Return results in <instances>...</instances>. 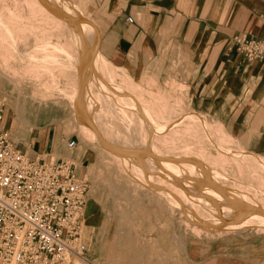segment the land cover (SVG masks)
Here are the masks:
<instances>
[{"label": "rangeland", "instance_id": "rangeland-1", "mask_svg": "<svg viewBox=\"0 0 264 264\" xmlns=\"http://www.w3.org/2000/svg\"><path fill=\"white\" fill-rule=\"evenodd\" d=\"M38 1L49 8L42 0ZM53 1L68 17L73 16L69 2L78 4L84 11V19L93 20L94 26L91 28L86 22L87 27L75 32L72 26L63 23L60 13L50 8L51 16L41 12L35 0H0V104L5 108L6 128L15 143L30 149L34 135L50 131L55 137V157L73 158L75 155L79 158L80 173L90 180L82 228L72 242L77 252L69 253L67 264L80 255L85 264H149L147 258L133 260V253L137 252L134 246L139 244L138 240L143 239L154 224L174 245L171 255L160 264H182L184 258L199 263L217 255L226 262L229 259L243 262L249 256L247 251L254 246L263 264L264 222L259 217L262 211L251 212L243 220L235 216L224 226L215 224L219 227L216 228L214 223L219 220L214 214L218 210L205 194L211 192L215 199L221 198L220 190L224 185L229 188L231 197L237 192L241 194L237 199L244 209L255 202V198L259 201L256 200L257 205L253 207L260 210L259 206L264 205V156L247 150L219 121L185 107L180 84L139 82L104 58L98 48L100 30L81 0ZM239 4L251 10L249 15L264 14V0H231L229 8L234 5L237 9ZM232 13L222 21L230 34L222 35L226 37L225 48L234 51L238 58L240 54L234 41L246 34L232 35L229 28ZM83 22L79 24L83 26ZM82 66L87 70L85 78L76 72ZM85 89H89L96 100L86 102ZM81 93L82 101L92 107L88 108L86 123L73 107ZM29 100L33 105L39 103L48 107H27ZM137 104L148 112L141 114ZM24 106L26 108L22 109ZM155 109H160L159 115L153 112ZM27 113L30 119L26 118ZM148 122L154 127L149 128ZM158 124L162 127H156ZM73 139L77 140V146L70 149L67 142ZM124 144L126 148L117 147ZM151 151L187 155L193 160L202 157L212 171L216 186L198 180L200 171L193 161H163L160 166L153 163ZM165 171L176 175L163 174ZM148 178L154 182H150L152 185L158 182L162 187L150 192L148 184L144 183ZM231 212L228 208L226 214L235 215ZM229 226L240 228L227 229ZM242 231L248 235L233 234ZM143 249L144 253L148 251V247Z\"/></svg>", "mask_w": 264, "mask_h": 264}, {"label": "crops", "instance_id": "crops-1", "mask_svg": "<svg viewBox=\"0 0 264 264\" xmlns=\"http://www.w3.org/2000/svg\"><path fill=\"white\" fill-rule=\"evenodd\" d=\"M81 1L100 30L99 50L108 61L139 82L180 84L185 107L219 121L247 150L264 156V64L247 62L241 55L237 58L234 51L225 48L226 37L222 34L229 32L222 21L234 8V5L229 8L231 0ZM42 2L60 13L53 0ZM35 3L41 12L51 16L49 8L38 0ZM250 12L239 4L229 27L232 35L245 33L264 39V14L249 15ZM128 17L133 21H128ZM86 22L93 27V20H85L83 25ZM8 34H12L10 29ZM33 106L48 107L33 105L29 100L27 107ZM26 118H31L29 113ZM54 138L50 131L44 135L38 132L32 137L30 149L17 144L30 156L39 151L54 153ZM73 158L79 161L75 155ZM157 229L154 224L134 246L139 255L143 254L154 264L162 263L174 248ZM144 247H148L145 253ZM257 252L254 246L247 251L249 256L243 262L238 259L226 262L217 255L199 263L184 258L182 264H262Z\"/></svg>", "mask_w": 264, "mask_h": 264}, {"label": "built area", "instance_id": "built-area-1", "mask_svg": "<svg viewBox=\"0 0 264 264\" xmlns=\"http://www.w3.org/2000/svg\"><path fill=\"white\" fill-rule=\"evenodd\" d=\"M234 44L245 61L264 64V39L244 35ZM4 109L0 104V264H67L90 180L74 158L23 151L4 124ZM76 146V139L67 142L70 149Z\"/></svg>", "mask_w": 264, "mask_h": 264}, {"label": "bare ground", "instance_id": "bare-ground-1", "mask_svg": "<svg viewBox=\"0 0 264 264\" xmlns=\"http://www.w3.org/2000/svg\"><path fill=\"white\" fill-rule=\"evenodd\" d=\"M215 2H217V1H215ZM221 2V1H220ZM71 11H69L70 12V14H72L73 16H75V17H77V20H76V18H74L73 16H71V17H68V15H65V14H62L61 12H60V14L64 17V18H62V20H63V23L64 24H67V25H69V27L70 26H72L73 28H71V29H73V30H75V32H80L81 31V29H83L85 26L83 25H80L79 24V21H85L86 19H84V12L81 10V8L78 6V5H75V4H73V3H71ZM236 11H237V9L236 8H233V10L231 11V12H233L234 13V15H235V13H236ZM66 13V12H65ZM233 13H232V16H233V18H234V15H233ZM133 19V18H132ZM233 20V19H232ZM133 21V20H132ZM62 23V24H63ZM94 26V25H93ZM92 28V27H91ZM91 33H92V31H91ZM91 35V34H90ZM99 38H100V32H98V40H99ZM91 39V38H90ZM97 40V41H98ZM88 41V40H87ZM95 48V47H94ZM99 48V47H98ZM87 50V49H86ZM88 50H89V46H88ZM98 50V49H97ZM96 51V50H95ZM87 52V51H86ZM89 52H90V50H89ZM91 53V52H90ZM92 53H95L94 52V50H93V52ZM89 58H92L91 57V55H89ZM105 58V57H104ZM82 70V71H81ZM85 71V72H84ZM76 72H77V74H79L80 75V77L81 78H85V77H87L86 76V72H87V70H84V68H83V66L82 67H80V68H77V70H76ZM82 82L84 81V82H86V80L85 79H82L81 80ZM81 83V82H80ZM108 84H110V83H108ZM112 85V84H111ZM110 85V86H111ZM111 89H113V90H115L116 91V89H114V88H111ZM85 91H86V93L87 94H85V100H86V102H89V100H91L92 98H93V100H96L95 98H97V97H94V95L90 92V90L88 89V90H86L85 89ZM114 93V92H113ZM115 94V93H114ZM126 94H128V92L126 93ZM89 95V96H88ZM82 93H81V95L76 99V103L74 104V111H75V113H76V115H78L79 116V118H80V120L83 122V123H86V117H87V112L89 111V106L91 107V105H90V103H85L84 101H82ZM101 100V99H100ZM102 101V100H101ZM104 102V101H103ZM102 102V103H103ZM93 103H95V102H93ZM101 106V105H100ZM110 106V105H109ZM108 106V107H109ZM97 107V106H96ZM137 107H139V109H140V112H141V114H143L144 112L145 113H147L146 111H144V109L141 107V104H137ZM92 108V107H91ZM100 108V107H99ZM109 110V109H108ZM153 112H155V113H157L158 115H159V113H160V109H155V111H153ZM93 114V113H92ZM100 114H101V112H100ZM95 114H93L92 116H94ZM109 115V114H108ZM107 115V116H108ZM98 117V116H97ZM150 122V121H149ZM148 122V123H149ZM149 128H152V127H154V125L153 124H151V123H149ZM156 127H158V128H160V127H162V125H160V124H158ZM124 129H125V126H124ZM151 130V129H150ZM111 136V135H110ZM100 137V136H99ZM109 137V136H108ZM101 138V137H100ZM114 138V137H113ZM119 139H120V137H119ZM111 139H108V141H107V139H106V141L107 142H109ZM100 141H101V139H100ZM102 141H103V139H102ZM102 141H101V143H102ZM120 141V140H119ZM104 142H105V140H104ZM219 142H220V139H219ZM119 143H121V142H119ZM102 144H105V143H102ZM110 145H112L111 143H110ZM123 145V144H122ZM125 145V144H124ZM103 146H106V144L105 145H103ZM112 147H113V145H112ZM111 147V148H112ZM117 147H121V148H126V145L125 146H121V145H117ZM114 148V147H113ZM126 152L124 151V154H125ZM120 154H123V151L120 153ZM149 154H151L152 156H153V163L154 164H157V165H162V163H163V161H169V162H172V161H174V162H176V163H182V162H184V161H193L194 163H196V166L199 168V173L197 172V174H198V180L201 182V183H210L211 185H214V186H216V183H215V181H214V178H213V175H212V171H210L209 170V168L207 167V162H205L203 159H202V157H197V158H195V160H193L192 159V157H189V156H187V155H184V156H171V155H168V154H164V153H162V152H153V151H151V153H149ZM49 156H51V157H55V155L53 154V153H49ZM56 158V157H55ZM143 158L144 157H142V160H143ZM184 163H187V162H184ZM178 166H180V164H177ZM184 164H182L181 166H183ZM185 166V165H184ZM188 167H190V166H188ZM190 168H192V167H190ZM183 169H185V168H183ZM187 169H185V171H186ZM253 170V172H254V170L255 169H252ZM252 170L251 171H249L250 173H252ZM188 171V170H187ZM182 172V171H181ZM165 173H169V175H174V173L173 172H169V171H165L163 174H165ZM247 173V172H246ZM185 174H186V172H185ZM189 174V173H188ZM191 174V173H190ZM176 175V174H175ZM174 175V176H175ZM184 175V173H182V176ZM192 175V174H191ZM193 175H195V174H193ZM250 175V174H249ZM172 176H170L169 177V179L171 178ZM191 177V176H190ZM195 177V176H194ZM174 178V177H173ZM177 176L175 177V180L177 181ZM178 178H179V176H178ZM182 178V177H181ZM180 178V179H181ZM192 178V177H191ZM172 179V178H171ZM171 179H170V181H171ZM179 179V180H180ZM185 179V181H188L186 178H184ZM245 179H247V177H245ZM249 179V178H248ZM175 180H173V182L175 181ZM243 180H244V177H243ZM151 179H149L148 178V181L147 182H144V183H146V184H148V185H146L148 188H149V191L150 192H154L157 188H160V187H162V185L160 186V184H159V186H158V182H155V184L157 185V186H154V185H152L151 183ZM172 182V181H171ZM181 182H183L182 180L180 181V182H178L179 183V185L181 184ZM191 182V181H190ZM195 182V181H194ZM247 182V181H246ZM249 182H251V181H249ZM149 183H150V185H152V186H150L149 185ZM199 183V182H198ZM144 186H145V184H144ZM243 187V186H242ZM154 188H156V189H154ZM260 189V188H259ZM148 190V189H147ZM156 193V192H155ZM220 193H221V198H218V199H215L216 197H215V195L213 194V193H211V192H208L207 194H205L206 195V198H207V200H208V202H210V203H213L214 205H215V207H216V209L218 210V212L216 213V214H214V217H216V218H218V220H219V222H217V220H216V222L217 223H214V225L215 224H217V225H219V223H222L221 225H223V224H225L226 223V221L227 222H230V219H234V217L236 216V217H242V220H243V218H244V216H246V215H248L249 213H251V212H261L262 211V213H261V215L259 216V217H261V221H263L264 222V210H261V209H264V205H262V206H259L260 207V210L258 209V210H256V209H254V207L253 206H256L257 205V203H255L256 202V200L257 201H259L258 199H255V198H253L254 200H255V202H251V203H249L248 204V206H247V208H245L244 209V207H242V206H240L239 205V203L241 202V200H239L238 201V199L237 198H239V197H241L240 195V193L239 192H237V194L234 196V197H231L232 196V194H230V192H229V188L228 187H224V185H223V188H221V190H220ZM258 195H261V194H258ZM262 195H263V197H264V192L262 193ZM155 196H156V194H155ZM175 197H176V195H174ZM260 197V196H259ZM178 198V197H177ZM156 199V198H155ZM226 205V206H225ZM258 207V206H257ZM228 208H230V209H232V214H235V215H231V216H228L227 214H226V212H227V209ZM255 210V211H254ZM197 213V212H196ZM193 214V213H192ZM252 214H254L255 216H258V214H255V213H252ZM219 215V216H218ZM253 215V216H254ZM189 215H187V217H188ZM249 216V215H248ZM171 217V216H170ZM247 217V216H246ZM189 218V217H188ZM196 218V217H195ZM190 219V218H189ZM192 219H194V217H192ZM241 219V218H240ZM195 221V220H194ZM214 221V220H213ZM204 224L206 223L207 224V221L205 222H203ZM187 224H188V222H187ZM208 225H209V223H208ZM213 225V224H212ZM213 225V226H214ZM207 226V225H206ZM205 226V227H206ZM224 226V225H223ZM223 226H221V227H223ZM212 229H213V227L212 226H210ZM215 227H216V225H215ZM230 228H228L227 227V229H234V230H236L235 228L237 227H235V226H229ZM239 227V226H238ZM237 227V228H238ZM208 228V227H207ZM216 228H219V227H216ZM224 228V227H223ZM225 228H226V226H225ZM240 228V227H239ZM239 228H238V230H239ZM243 228V227H242ZM206 229V228H205ZM210 230V229H209ZM220 230V229H219ZM194 231V230H193ZM207 231V230H206ZM221 231H222V228H221ZM219 232V231H218ZM223 232V231H222ZM222 232H219L218 234H220V233H222ZM208 233V232H207ZM211 234H214L213 232L211 233ZM233 234H235V236H237V237H239V236H242V235H248V234H245L244 233V231H242V232H236V233H233ZM70 252H77L76 250H75V245H73L72 243H71V245H70V247H69V249H68V251H67V259H68V255H69V253ZM78 254H80V252H78ZM146 259V257H144L143 256V254H141V255H139V253L138 252H134L133 253V260H135V261H140V260H142V259ZM147 260H148V262H149V264H154V261H150V259L149 258H147ZM67 261H69V260H67ZM153 262V263H152ZM70 264H85V262H84V259L83 258H81V255H80V257H77V258H75L74 260H72V262H70Z\"/></svg>", "mask_w": 264, "mask_h": 264}]
</instances>
